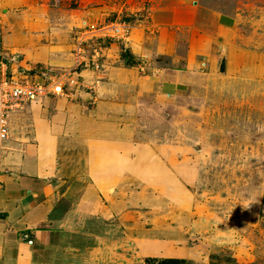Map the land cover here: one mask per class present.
<instances>
[{"label":"rangeland","instance_id":"rangeland-1","mask_svg":"<svg viewBox=\"0 0 264 264\" xmlns=\"http://www.w3.org/2000/svg\"><path fill=\"white\" fill-rule=\"evenodd\" d=\"M239 1L201 0V4L217 5L233 13ZM250 1L255 8L249 14L255 16L257 10L250 23V35L254 46L264 50V0ZM90 2L87 8H100L110 6L114 0ZM82 5L81 0H20L10 6L0 0V62L24 76L30 74L29 70L62 72L46 62H34L27 54L31 49L44 48L71 59L64 71L80 72L79 84L68 98L44 99L34 105L38 106L36 110L29 107L12 117L10 138L0 147V171H11L17 158L25 160L26 152L39 145L32 121L54 120L60 109L52 103L75 102L77 90L88 84L110 82L106 75L115 63L111 60L116 58L111 48L117 47L115 50L120 52L121 66L142 75L152 73L149 67L155 61L134 60L125 43L102 32L83 43L82 52L77 48L84 27L126 21L134 26L133 33L147 21V11L122 10L101 21L102 10L88 14ZM15 25L28 40L24 48L6 43ZM157 61L171 67L166 58ZM205 67V63L179 67L194 73L179 103L150 108L140 117V131L132 134L136 145L145 144L153 154L129 157L131 180L120 193L119 204L122 212L130 213L132 218L126 224L120 215L117 222L105 225L116 230L114 236H106L113 264H148L165 259L190 264H264V89L255 92L248 86L240 91L238 85L243 80L221 78L219 74L208 76ZM9 142L13 148H5ZM60 147V163L70 167L73 175L81 172L83 146L61 139ZM163 147L176 148V153L172 157L158 154ZM158 165L165 166L166 172L158 171ZM140 240L147 250L138 247Z\"/></svg>","mask_w":264,"mask_h":264},{"label":"crops","instance_id":"crops-1","mask_svg":"<svg viewBox=\"0 0 264 264\" xmlns=\"http://www.w3.org/2000/svg\"><path fill=\"white\" fill-rule=\"evenodd\" d=\"M5 2L14 6L20 0ZM250 2L240 0L232 13L201 4V0H114L100 8H87L90 0H81L88 14L102 10L101 21L122 10L148 12L147 21L133 31L126 50L136 61H155L149 67L152 73L142 75L121 66L120 52L111 48L116 58L106 75L109 83L84 86L77 90L75 102L52 103L60 111L51 122L33 119L39 145L26 152L25 160L17 158L11 171H0V264H113L106 236H114L116 230L106 226L120 215L126 224L132 218L119 204L120 193L131 180L129 157L153 154L145 144L136 145L132 134L140 131V117L150 108L179 103L194 78L193 72L179 67L205 63L208 76L243 80L240 91L248 86L255 92L264 89V50L254 46L250 35V23L257 15V10L255 16L249 14L254 7ZM13 27L6 43L24 48L28 40L18 25ZM27 54L34 62H46L59 71L71 63L69 57L44 48ZM162 58L171 67L157 61ZM222 62L225 69L220 70ZM29 72L40 76L43 71ZM37 103L31 106L34 110ZM61 139L83 146L84 165L78 174L60 163ZM13 146L9 142L5 148ZM160 150L156 152L168 157L176 153V148ZM157 167L166 172L165 166ZM138 247L147 250L141 240Z\"/></svg>","mask_w":264,"mask_h":264},{"label":"built area","instance_id":"built-area-1","mask_svg":"<svg viewBox=\"0 0 264 264\" xmlns=\"http://www.w3.org/2000/svg\"><path fill=\"white\" fill-rule=\"evenodd\" d=\"M134 26L129 22H112L104 27L86 26L80 34L78 50L82 52L83 43L88 39L96 38L102 32L103 36L111 37L128 45L129 37ZM109 34V35H107ZM97 53V52H96ZM80 55V54H79ZM95 54L93 58L97 57ZM83 59V58H81ZM82 61L79 60V64ZM80 72L67 69L60 73L44 72L39 75L27 76L13 74L8 64L0 62V147L11 135V120L14 115L31 107L34 103L44 99L58 97L68 98L79 84ZM79 89V88H78ZM25 239L29 236L24 234ZM33 245L32 240H28Z\"/></svg>","mask_w":264,"mask_h":264},{"label":"trees","instance_id":"trees-1","mask_svg":"<svg viewBox=\"0 0 264 264\" xmlns=\"http://www.w3.org/2000/svg\"><path fill=\"white\" fill-rule=\"evenodd\" d=\"M148 264H190L187 261L184 260H178V259H165V260H151L148 262Z\"/></svg>","mask_w":264,"mask_h":264}]
</instances>
